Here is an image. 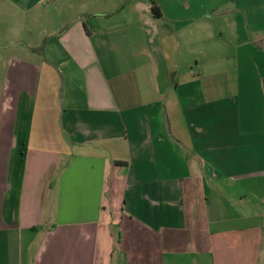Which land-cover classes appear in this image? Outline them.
<instances>
[{
  "label": "crops",
  "instance_id": "0c3cea01",
  "mask_svg": "<svg viewBox=\"0 0 264 264\" xmlns=\"http://www.w3.org/2000/svg\"><path fill=\"white\" fill-rule=\"evenodd\" d=\"M157 2L0 0V264H264V0Z\"/></svg>",
  "mask_w": 264,
  "mask_h": 264
},
{
  "label": "trees",
  "instance_id": "16d2710c",
  "mask_svg": "<svg viewBox=\"0 0 264 264\" xmlns=\"http://www.w3.org/2000/svg\"><path fill=\"white\" fill-rule=\"evenodd\" d=\"M152 3V11L156 17H161L162 16V9L157 2V0H150Z\"/></svg>",
  "mask_w": 264,
  "mask_h": 264
},
{
  "label": "rangeland",
  "instance_id": "374dc122",
  "mask_svg": "<svg viewBox=\"0 0 264 264\" xmlns=\"http://www.w3.org/2000/svg\"><path fill=\"white\" fill-rule=\"evenodd\" d=\"M11 40V39H10ZM0 42L3 43V39L1 38V35H0Z\"/></svg>",
  "mask_w": 264,
  "mask_h": 264
}]
</instances>
